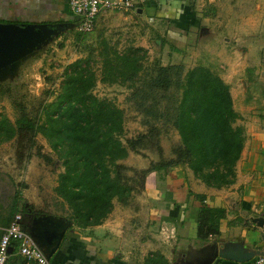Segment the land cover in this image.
<instances>
[{"label": "trees", "instance_id": "trees-1", "mask_svg": "<svg viewBox=\"0 0 264 264\" xmlns=\"http://www.w3.org/2000/svg\"><path fill=\"white\" fill-rule=\"evenodd\" d=\"M80 35L84 38L87 34ZM100 57L101 82L129 85L135 99L147 101L159 94L161 100H168L178 95L173 107V127L180 143L165 159L160 132L151 122L147 124V133L125 139L124 111L113 101L93 94L99 78L90 56L67 66L59 90L47 92V98L31 111L17 104L19 115L14 122L0 114V144L15 139L20 163L30 159L33 150L39 158L52 162L38 145L39 135L46 138L62 161L64 171L56 193L67 206L68 220L74 226L86 229L101 225L113 211L115 201L126 206L136 191L144 190L145 180L153 171L186 166L210 188L234 184L245 130L237 125L240 116L234 109L230 86L219 74L202 65L185 72L181 65L164 66L160 61L145 68L146 52L142 48L119 52L105 45ZM139 83L142 86L137 87ZM151 148L160 159L148 169L139 171L121 164L130 153L139 154ZM16 214L11 212L6 227ZM225 216L222 208L202 207L198 237L205 240L218 234ZM13 248L12 256H18L15 244ZM11 264L33 263L19 256ZM145 264L169 262L162 254L153 253Z\"/></svg>", "mask_w": 264, "mask_h": 264}, {"label": "rangeland", "instance_id": "rangeland-1", "mask_svg": "<svg viewBox=\"0 0 264 264\" xmlns=\"http://www.w3.org/2000/svg\"><path fill=\"white\" fill-rule=\"evenodd\" d=\"M186 3L189 11L199 17L200 25L197 32L191 31L192 36L187 35L190 43L181 52H172L168 46L173 23L169 19L152 18L150 11L141 8L132 12H103L95 29L84 38L73 25H50V35L40 46L23 49L13 63L2 67L0 114L14 122L19 115L17 104L31 111L47 98V92L59 90L67 66L90 56L99 78L93 94L113 101L124 111L125 139L147 133L150 129L147 124L151 122L160 132L163 156L169 159L172 148L180 143L173 127V107L178 95L161 100L157 94L142 101L133 98L134 90L129 85L101 82L100 55L105 45L119 52L142 48L146 52L145 68L157 61L164 66L181 65L185 72L202 65L221 76L226 73L224 67L235 60L264 68V0H186ZM140 86L141 83L137 85ZM37 142L42 152L52 158L51 163L39 158L36 150L30 159L20 163L15 139L0 144V232L12 211L22 213L26 232L36 238L34 222L58 229L71 223L67 206L56 193L59 176L64 171L62 161L46 138L39 135ZM155 158L160 159L151 148L139 154L130 153L121 164L141 171L142 166ZM58 252L51 257L52 263H56ZM15 257L12 256L10 264Z\"/></svg>", "mask_w": 264, "mask_h": 264}, {"label": "crops", "instance_id": "crops-1", "mask_svg": "<svg viewBox=\"0 0 264 264\" xmlns=\"http://www.w3.org/2000/svg\"><path fill=\"white\" fill-rule=\"evenodd\" d=\"M141 10L173 23L167 38L172 52L185 49L187 35L199 29L200 19L186 0H152ZM0 23L75 27L76 18L68 0H0ZM227 65L219 75L230 86L240 116L237 125L245 130L234 184L210 188L186 166L153 171L144 190L126 206L115 201L101 225L70 228L56 264H145L153 253L169 264H251L264 254V68L237 60ZM158 161L151 159L140 170ZM204 206L222 208L226 216L218 234L201 240L198 222Z\"/></svg>", "mask_w": 264, "mask_h": 264}, {"label": "built area", "instance_id": "built-area-1", "mask_svg": "<svg viewBox=\"0 0 264 264\" xmlns=\"http://www.w3.org/2000/svg\"><path fill=\"white\" fill-rule=\"evenodd\" d=\"M152 0H68L71 14L76 18L75 28L80 34L91 33L98 17L107 10L132 12L139 10ZM0 264H9L14 244L16 254L33 264L52 263L44 251L24 229L22 213H17L13 221L0 232ZM251 264H264V254L257 256Z\"/></svg>", "mask_w": 264, "mask_h": 264}, {"label": "water", "instance_id": "water-1", "mask_svg": "<svg viewBox=\"0 0 264 264\" xmlns=\"http://www.w3.org/2000/svg\"><path fill=\"white\" fill-rule=\"evenodd\" d=\"M50 32L51 30L47 25L0 23V71L2 67H8L13 63L23 49L40 46L42 40L48 37ZM34 226L38 238L34 235L30 236L51 259L59 251L67 229L72 226V223H69L63 229H58L46 223L36 224L34 222ZM10 252H12V249Z\"/></svg>", "mask_w": 264, "mask_h": 264}, {"label": "flooded vegetation", "instance_id": "flooded-vegetation-1", "mask_svg": "<svg viewBox=\"0 0 264 264\" xmlns=\"http://www.w3.org/2000/svg\"><path fill=\"white\" fill-rule=\"evenodd\" d=\"M63 241H64V239H63ZM63 243V242H62ZM62 245V244H61ZM61 247V246H60Z\"/></svg>", "mask_w": 264, "mask_h": 264}]
</instances>
